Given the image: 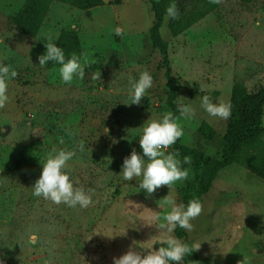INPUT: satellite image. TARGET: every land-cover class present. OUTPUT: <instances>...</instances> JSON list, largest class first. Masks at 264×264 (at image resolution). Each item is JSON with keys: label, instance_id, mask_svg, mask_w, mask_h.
Instances as JSON below:
<instances>
[{"label": "rangeland", "instance_id": "rangeland-1", "mask_svg": "<svg viewBox=\"0 0 264 264\" xmlns=\"http://www.w3.org/2000/svg\"><path fill=\"white\" fill-rule=\"evenodd\" d=\"M24 2L0 0V62L17 72L8 85L9 100L0 108V261L112 264L129 247L142 255L158 248L165 234L156 217L170 210L164 198L182 203L179 193L193 188L194 173L191 162L185 164L187 180L170 188L161 185L152 194L139 189L137 178L124 181L118 175L123 159L133 149L141 152L138 135L144 122L174 113L166 104V65L149 37L154 17L148 0H104L103 6L85 11L51 0L34 37L11 22ZM216 2L181 34L172 37L167 20L160 32L170 75L181 85L176 108L183 103L195 110L191 119L180 121V143L221 158L227 151V120L204 112L200 97L228 103L237 85L248 91L264 86V0ZM117 25L120 37L112 31ZM62 31L76 33L81 52L91 53L83 80L71 85L52 71L58 65L41 67L38 61L46 50L45 36H55L56 42ZM145 70L152 87L140 104H130L129 78ZM202 122L215 129L212 140L198 134ZM261 139L264 143V134ZM79 140L85 151H77L66 170L75 186L95 190L92 203L70 208L34 197L39 159L53 147L71 149ZM191 224L192 230L184 231L190 243L200 244L198 264H264L263 182L245 165L219 171ZM30 232L38 237L35 244L27 241Z\"/></svg>", "mask_w": 264, "mask_h": 264}, {"label": "clouds", "instance_id": "clouds-1", "mask_svg": "<svg viewBox=\"0 0 264 264\" xmlns=\"http://www.w3.org/2000/svg\"><path fill=\"white\" fill-rule=\"evenodd\" d=\"M178 0H171L165 9V18L176 20L180 12L177 6ZM256 27L260 24L257 22ZM115 36H122V28L117 25L112 29ZM55 36L46 35L44 38L45 52L38 57L39 66L52 62L58 65L52 71L58 72L59 79L66 85H71L74 81L83 80L85 69L89 65L88 57L90 52H75L66 56L63 48L55 42ZM17 76L15 68L8 63L0 62V108L9 100L8 85L10 80ZM93 78H97L96 74ZM152 87V76L148 71H142L138 78H129L128 98L130 104H140L147 90ZM200 107L210 117H219L227 120L231 116V105L218 99L214 102L208 95L200 97ZM179 116L172 111L164 113L160 118H149L140 129L139 146L141 152L133 149L130 154L123 159L121 171L118 174L124 181H131L137 178L138 187L146 194H152L161 185L170 188L175 182H183L188 179L189 169L183 167L190 164L191 157L185 155L180 159L176 151H168L171 145L183 135L181 120H189L194 116V109L190 104H179ZM107 132L108 129L106 128ZM65 143L61 137L59 144ZM77 151H85L84 140H79L74 147L56 148L46 153L39 162L42 171L39 178L31 186L34 197L43 198L53 204H64L70 208H86L92 203L93 188L75 186L70 177L67 164L76 155ZM164 201L170 205V210L158 214L157 219L161 222L157 227L165 234L161 246L149 250L145 254L129 247L128 251L119 258L113 257L112 264H181L185 256L200 248V244L184 242L172 235L173 231L179 227L191 231L193 225L191 220L199 216L202 211V203L199 198L193 197L187 204H177L168 195ZM37 235L30 232L27 236L29 243L37 242ZM3 264V261H0Z\"/></svg>", "mask_w": 264, "mask_h": 264}, {"label": "trees", "instance_id": "trees-1", "mask_svg": "<svg viewBox=\"0 0 264 264\" xmlns=\"http://www.w3.org/2000/svg\"><path fill=\"white\" fill-rule=\"evenodd\" d=\"M56 1L83 11L104 5V0ZM241 1L251 3L253 0ZM148 2L154 17V23L149 31L150 41L152 47L160 52L163 64L166 65V104L174 111V115H177L175 102L181 85L170 75L167 43L161 36V27L167 20L168 30L171 36L175 37L213 11L217 7V2L216 0H178L180 15L176 20L165 18V9L171 0H148ZM50 3L51 0H25L17 14L11 18L12 24L21 34L34 37L43 24ZM55 43L64 49L66 56L73 52L78 55L81 53V45L76 33L62 31ZM47 66L55 65L49 62ZM228 103L231 105V116L226 121L223 135L227 151L221 158L182 145L180 138L172 145L171 150L178 152L180 158L185 155L191 157L194 173L193 188L190 185L179 193L184 204L193 197L199 198L202 203V197L209 192L219 171L233 164L245 165L246 170L264 184V143L261 139L264 134L262 125L264 86L248 91L242 85H237L232 89ZM197 132L206 140H212L215 136V129L206 122L200 124ZM175 235L178 239L189 242L184 229L177 227ZM199 261L197 253L193 251L185 256L182 264H198Z\"/></svg>", "mask_w": 264, "mask_h": 264}]
</instances>
